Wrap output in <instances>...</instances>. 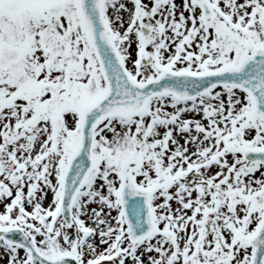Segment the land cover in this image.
Instances as JSON below:
<instances>
[{"label": "snow or ice", "instance_id": "6c2138e0", "mask_svg": "<svg viewBox=\"0 0 264 264\" xmlns=\"http://www.w3.org/2000/svg\"><path fill=\"white\" fill-rule=\"evenodd\" d=\"M0 264H264V0H0Z\"/></svg>", "mask_w": 264, "mask_h": 264}]
</instances>
